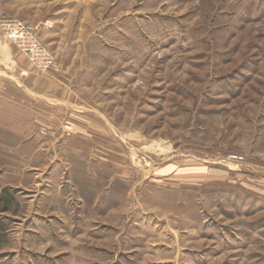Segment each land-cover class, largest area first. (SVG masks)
Wrapping results in <instances>:
<instances>
[{"label": "rangeland", "instance_id": "obj_1", "mask_svg": "<svg viewBox=\"0 0 264 264\" xmlns=\"http://www.w3.org/2000/svg\"><path fill=\"white\" fill-rule=\"evenodd\" d=\"M24 1L55 7V21L32 23L39 33L69 27L55 50L73 61L86 132L59 156L106 171L124 225L149 224L156 244L141 252L154 264H264V0ZM41 128L44 141L67 137ZM25 154L36 157L10 156ZM90 176L77 173L82 186ZM32 199L0 220V264H55V217H68L53 196Z\"/></svg>", "mask_w": 264, "mask_h": 264}, {"label": "crops", "instance_id": "obj_2", "mask_svg": "<svg viewBox=\"0 0 264 264\" xmlns=\"http://www.w3.org/2000/svg\"><path fill=\"white\" fill-rule=\"evenodd\" d=\"M40 5L24 0H0V13L3 18L29 23L40 24L49 15L55 21V7L51 8L53 10L48 7L43 12L45 4L42 10ZM68 29L67 23L65 26L59 24L43 29L40 35L50 48L55 49L69 40ZM70 40L72 48L81 38ZM72 67L73 61L61 60L50 72H39L16 45L2 38L0 29V220H6L14 213L11 206L16 201L27 208L29 196L33 201L34 198L46 200L53 196L55 214L63 213L68 217L67 222L55 217V264H123L125 250L131 253L132 264H154L145 250L141 252V246L156 244L145 231L149 224H141L137 218L128 226L124 225L123 207L118 202L107 201L109 178L106 171L102 173L90 169L82 161L59 156L62 150L66 153L81 150L74 140L86 132L83 126L86 113L71 88L69 73ZM45 126L58 128V133L67 137L60 142L44 141L38 129ZM47 147L54 156L44 159L43 152ZM14 150L35 151L36 157L27 159L25 154L13 160L10 154ZM13 161L21 166L18 171L11 168ZM93 162L104 164L101 159ZM77 173L91 175L93 179L83 182L82 186ZM29 174L35 180V186L30 188L27 185ZM45 179L48 180L46 183ZM115 180L111 179V185L118 184ZM116 190L113 194L118 192ZM37 204L41 207L44 202ZM25 211L19 229L27 227Z\"/></svg>", "mask_w": 264, "mask_h": 264}, {"label": "built area", "instance_id": "obj_3", "mask_svg": "<svg viewBox=\"0 0 264 264\" xmlns=\"http://www.w3.org/2000/svg\"><path fill=\"white\" fill-rule=\"evenodd\" d=\"M0 29L5 41L16 45L28 58L31 64L41 73H48L54 69L58 62V51L51 49L41 38L37 25L20 20L6 19L0 13ZM40 134L47 137H55L57 132L51 128H41Z\"/></svg>", "mask_w": 264, "mask_h": 264}]
</instances>
